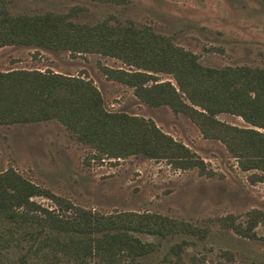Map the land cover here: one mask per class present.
Masks as SVG:
<instances>
[{"label": "rangeland", "instance_id": "obj_1", "mask_svg": "<svg viewBox=\"0 0 264 264\" xmlns=\"http://www.w3.org/2000/svg\"><path fill=\"white\" fill-rule=\"evenodd\" d=\"M2 8L11 14L72 11L70 18L80 22L148 26L194 52L202 64L264 67V0H0V13ZM104 65L128 67L118 57L100 52L72 53L34 44L0 46V70L37 68L89 78L106 109L151 118L201 158L204 168L175 166L167 158L142 154L100 157L62 122L49 118L0 123V172L13 168L75 207L95 213L155 212L197 229L164 237L137 232L155 248L127 264H174L169 247L177 242L182 245L177 264H264V181H252L254 170L242 169L222 141L204 136L187 115L166 104L142 101L132 86L107 77ZM155 75L157 80L175 82L171 73ZM216 117L253 126L234 113L220 112ZM33 199L57 208L47 196ZM256 211L262 218L253 228L255 234L236 232L233 225H246ZM8 228L19 240L0 249V264H37L35 255L23 260L20 256L28 238L0 220V234L7 235ZM58 262L67 264L69 259Z\"/></svg>", "mask_w": 264, "mask_h": 264}, {"label": "trees", "instance_id": "obj_2", "mask_svg": "<svg viewBox=\"0 0 264 264\" xmlns=\"http://www.w3.org/2000/svg\"><path fill=\"white\" fill-rule=\"evenodd\" d=\"M122 2L125 0H112ZM66 13H0V46L34 44L72 53L100 52L115 56L127 68L102 66L105 75L133 87L150 105L166 104L196 123L206 137L222 141L244 170L253 169L252 181H264V67L250 65L210 66L197 55L173 44L164 34L133 23L107 20L80 22ZM171 73L175 82L157 80L155 72ZM229 112L253 126H239L216 117ZM55 118L81 142L95 148L98 156L124 157L142 154L167 158L175 166L204 168V162L183 142L162 131L151 118L110 111L89 78L37 68L0 70V123ZM51 198L57 208L33 199ZM262 218L256 211L246 225L234 224L236 232L253 236ZM0 220L28 238L20 256H36L37 264H127L155 248L141 239L145 232L160 237L196 232L186 222L155 212L125 210L108 214L75 207L66 198L39 187L13 168L0 172ZM0 234V249L12 239L9 228ZM181 243L169 251L174 264L181 260ZM25 262V261H24Z\"/></svg>", "mask_w": 264, "mask_h": 264}]
</instances>
